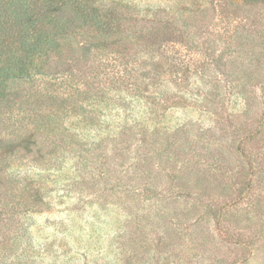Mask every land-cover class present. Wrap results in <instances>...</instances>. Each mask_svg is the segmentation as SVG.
<instances>
[{
	"label": "rangeland",
	"instance_id": "374dc122",
	"mask_svg": "<svg viewBox=\"0 0 264 264\" xmlns=\"http://www.w3.org/2000/svg\"><path fill=\"white\" fill-rule=\"evenodd\" d=\"M48 1L34 7L53 49L27 71L13 69L15 58L0 64V249L15 245L36 264H264V6L210 0L186 15L179 65L166 1L133 0L160 29L135 48L141 95L102 106L96 129H77L74 113L53 123L47 110L81 114L94 98L48 99L55 63L85 72L90 96L102 88L92 74L108 78L134 58L120 35L116 46L76 25L57 35L68 15L43 18ZM28 2L0 0L11 29ZM4 252L0 264H16Z\"/></svg>",
	"mask_w": 264,
	"mask_h": 264
},
{
	"label": "trees",
	"instance_id": "16d2710c",
	"mask_svg": "<svg viewBox=\"0 0 264 264\" xmlns=\"http://www.w3.org/2000/svg\"><path fill=\"white\" fill-rule=\"evenodd\" d=\"M39 1L40 0H30L28 2L26 0V2L30 4H26V11L28 12V14L23 20L20 19V27H17L16 29H11V27L6 24L7 22L4 20V18H1L2 16H0V64L1 62H9L11 61V58H15L17 60V64L13 69L19 68V72L23 70L27 71L26 69L28 67V64L33 63V61H35V57L41 56L43 55V53L49 52V50L53 49L51 48V46H49L53 42V40H51L48 36H45V34L41 31L42 15L38 14L34 7ZM165 1L168 5L167 10H171L172 13L168 16V19L173 21L174 27H176L177 30H180L178 32V38L176 41L178 49L177 47H173L175 46L174 43L173 46H169L167 50L173 52L174 58L179 62V65H181L183 63L179 59L182 56L181 51L179 50L182 32L180 29V26L182 25L181 23L186 15L197 17V15H201L203 11L206 12L207 6H209L211 2L210 0ZM246 1L250 5L264 6V0ZM224 4L226 6L225 2ZM98 6H100V8ZM220 7L221 10H228L227 7ZM61 13H66V15L68 16L62 26L58 27L59 32H57V35L59 34L61 36H65L66 29L76 25L77 27L79 26V29L89 31L90 34L100 35L101 37L105 38L107 42L112 43L114 46L119 44L118 39H116L115 37L117 35H120L124 37L123 41L126 45V53L130 56H133L134 58L133 63L127 65L125 69L120 70L119 68H115L116 70L114 71L118 70L117 73H114V75L108 78H102L99 75L92 74L93 80L97 79L99 81L98 85L101 84L102 88L93 90V92L91 91L90 96L86 93V91L87 89L92 88L94 85L91 81H89L90 77L84 75L85 72H80L75 69L73 70L74 66L73 63H71L72 60H68V62H63L60 64L59 61L55 63V68H60L58 71L56 70L57 72L53 73L58 77L56 79L57 83L55 84V87H57V84L58 87L56 89L54 86H52L55 90L47 89L46 95L48 99L55 100L56 97H61V95H71L74 98H79V101L81 102H83L81 99L85 97H93L94 100L93 103L90 104L89 110L85 111V109L83 108L84 111L81 112V114L75 112L74 109L56 110L55 108H53L52 110H47V118L50 119V122L55 123L54 119H56L57 114L59 116H61L62 114V116L64 117L69 113H74L75 117H77V123L75 125L71 123L69 125V128H73V126H75V128L77 129H96L95 125L100 123L99 117L102 106L104 108H108L110 104L114 103V101H126L129 99L130 104H132V102L141 95L140 77L142 74V65L139 64L140 59H138V56L140 57L139 53H141L142 51L140 52L135 48L140 45V41L149 39L157 35L160 29L155 25V23L154 25H149L148 23H146L145 20L148 16H154L149 15V13L137 6L133 0H86L85 2L76 1L71 4H68L65 1L63 3H60V0H49L43 11V18L48 14ZM222 15L225 16L223 12ZM154 18L158 19V17ZM143 24L146 26H144ZM40 32L41 36L39 35ZM182 33L186 32L183 31ZM132 43H134V45H132ZM46 44L47 46H45ZM20 52L28 55L26 57V60L21 56ZM28 59H30L29 62H27ZM128 68H130L131 70H128ZM13 69L11 68L12 71H14ZM8 73L10 72L3 71V75H8ZM5 84L6 82H0V94L5 93ZM81 87H84V90H82ZM89 99L90 98L84 99V101H88ZM56 111L58 113H56ZM224 112L225 114L223 117L225 119V122H227L229 120V114H227V110H225ZM165 129L168 130V127ZM41 130L43 129L40 128V131ZM38 183L39 184L35 185H38L37 188L46 190V188L41 185V183L44 182L38 181ZM48 194H50V191ZM37 201L38 200L32 201L29 205L32 211L35 209L34 207L37 205ZM11 206L21 208L24 207V204L12 203ZM19 234L20 235H18L16 238L11 239V241L16 245L19 240L24 238L22 232H19ZM16 240H18V242H16ZM1 246L5 247V244ZM12 247H15V245L11 246L9 249H0V253L2 254L6 250L9 256L14 257L13 261H15L16 264H36V260L30 259L28 254L29 252L23 251L19 253V251L17 250L15 253H13L11 250ZM30 247L33 248V244H31ZM4 255H6V252H4Z\"/></svg>",
	"mask_w": 264,
	"mask_h": 264
}]
</instances>
